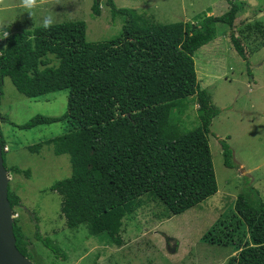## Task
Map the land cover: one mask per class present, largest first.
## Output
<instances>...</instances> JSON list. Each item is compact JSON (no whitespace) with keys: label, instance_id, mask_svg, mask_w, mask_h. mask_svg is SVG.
I'll use <instances>...</instances> for the list:
<instances>
[{"label":"trees","instance_id":"1","mask_svg":"<svg viewBox=\"0 0 264 264\" xmlns=\"http://www.w3.org/2000/svg\"><path fill=\"white\" fill-rule=\"evenodd\" d=\"M100 1L93 0L91 6L96 15ZM106 1L113 6V0ZM227 1L233 6L223 14L204 13L195 22L160 23L144 12L112 8L114 15L124 18L121 32L97 42L86 39V24L81 20L56 23L47 30L43 25L23 32L0 29L9 33L0 44V101L5 77L30 98L68 92L62 115L36 114L13 125L29 130L55 122L66 124L62 135L27 148L37 153L48 144L54 154L69 155L70 176L48 188L61 196L60 212L68 228L85 225L89 234L121 246L124 219L147 201L162 204L163 215L170 217L217 192L208 133L218 109L199 87L193 55L214 38L217 23L233 24L239 8ZM231 39L237 53L244 56L239 38ZM195 94L202 96L197 100L199 124L183 131L172 111L186 110L187 98ZM0 142L4 154L1 133ZM221 148L224 165L233 168L225 141ZM6 169L30 174L18 166ZM7 197L15 214L21 201L9 185ZM232 215L237 223L234 229L221 222L202 240L238 250L225 264H264V202L241 192ZM17 221L14 217L16 247L30 259L28 240ZM240 225L245 226L250 242L235 239ZM35 238L54 256L65 257L38 231Z\"/></svg>","mask_w":264,"mask_h":264},{"label":"rangeland","instance_id":"2","mask_svg":"<svg viewBox=\"0 0 264 264\" xmlns=\"http://www.w3.org/2000/svg\"><path fill=\"white\" fill-rule=\"evenodd\" d=\"M30 10L20 0H0V29L23 32L43 25L46 15L54 23L81 20L86 24L88 41H105L121 32L124 18L112 8L144 12L160 23L193 21L198 15L219 16L230 7L227 0H106L100 1L99 15L93 13V0H50ZM239 8L231 26L217 23L214 38L193 55L197 82L205 96L218 109L210 125L208 143L217 182V192L186 211L170 217L165 207L149 200L136 214L123 221L121 246L107 244L88 233L85 225L68 228L61 216V196L48 188L71 174L68 154L56 155L52 145H43L37 153L28 146L44 142L67 131L66 124L55 122L29 130L18 129L36 114L59 116L67 110V90L44 97L30 98L3 79L0 101V133L8 151L6 167L29 169V177L9 173L8 185L20 197L21 208L14 217L28 240L26 246L33 264H225L236 250L232 246L209 244L202 237L211 229L229 223L235 228L234 203L238 194L247 193L264 202V0H230ZM50 4V5H49ZM45 5H49L45 7ZM259 24V25H257ZM7 28V27H6ZM231 36L239 38L244 56L234 48ZM201 95L187 98L183 112L172 111V118L183 131L199 124L198 103ZM231 150L233 168L223 163L221 142ZM49 238L65 257H56L40 240ZM245 226L234 231L242 238ZM236 250V251H235Z\"/></svg>","mask_w":264,"mask_h":264},{"label":"water","instance_id":"3","mask_svg":"<svg viewBox=\"0 0 264 264\" xmlns=\"http://www.w3.org/2000/svg\"><path fill=\"white\" fill-rule=\"evenodd\" d=\"M8 181L0 142V264H33L16 247L12 209L7 197Z\"/></svg>","mask_w":264,"mask_h":264},{"label":"clouds","instance_id":"4","mask_svg":"<svg viewBox=\"0 0 264 264\" xmlns=\"http://www.w3.org/2000/svg\"><path fill=\"white\" fill-rule=\"evenodd\" d=\"M20 4L24 9L29 10L28 14L31 16L32 13L30 10L34 9L37 6V0H20ZM42 23H43V27L47 30L53 25L54 17L51 15H46L42 18ZM8 35H9L8 31H5L3 35L0 36V39H6ZM5 147H6V150L4 149ZM4 148L3 150L5 152L8 151V148L6 145L4 146ZM12 215H14L13 212H12Z\"/></svg>","mask_w":264,"mask_h":264},{"label":"crops","instance_id":"5","mask_svg":"<svg viewBox=\"0 0 264 264\" xmlns=\"http://www.w3.org/2000/svg\"><path fill=\"white\" fill-rule=\"evenodd\" d=\"M50 0H43L42 4H45L47 2H49ZM58 1V0H57ZM50 5V4H49ZM49 5H45V7H48ZM6 27H9V26H6Z\"/></svg>","mask_w":264,"mask_h":264},{"label":"built area","instance_id":"6","mask_svg":"<svg viewBox=\"0 0 264 264\" xmlns=\"http://www.w3.org/2000/svg\"><path fill=\"white\" fill-rule=\"evenodd\" d=\"M5 31H1L0 30V36H2L3 35V33H4ZM2 43V39H0V44ZM5 150H6V147L4 148ZM14 216V215H13Z\"/></svg>","mask_w":264,"mask_h":264}]
</instances>
